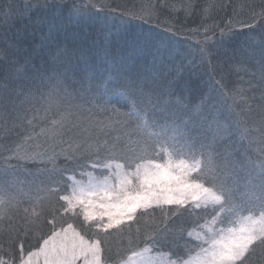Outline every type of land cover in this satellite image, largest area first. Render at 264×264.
<instances>
[{
  "label": "snow or ice",
  "instance_id": "snow-or-ice-1",
  "mask_svg": "<svg viewBox=\"0 0 264 264\" xmlns=\"http://www.w3.org/2000/svg\"><path fill=\"white\" fill-rule=\"evenodd\" d=\"M194 7L159 0L101 15L94 0H0V139L9 142L0 148V221L22 203L26 183L35 193L23 223L9 226L16 251L0 264H105L112 230L131 232L138 213L156 210L153 244L120 264H264V8L241 40L229 27L192 47L160 17ZM205 66L193 102L184 73ZM244 141L257 145L259 163ZM60 155L85 169L57 195L62 214L82 217L94 234L86 239L72 223L57 230L53 218L25 251L21 234H38L43 202L60 189L25 181L18 168L54 172ZM198 210L183 254L154 252L172 218Z\"/></svg>",
  "mask_w": 264,
  "mask_h": 264
},
{
  "label": "trees",
  "instance_id": "trees-1",
  "mask_svg": "<svg viewBox=\"0 0 264 264\" xmlns=\"http://www.w3.org/2000/svg\"><path fill=\"white\" fill-rule=\"evenodd\" d=\"M18 3L19 0H16ZM94 2L105 9L106 14L108 8H115L119 10L126 9H139L142 5H146L152 2H159V0H94ZM169 4H187L192 3L195 5L192 14L186 16L183 10L176 13H169L162 11L160 17V23L163 25L165 19L171 20L178 30V36L181 41L190 42L192 47H196V42H203L205 36L212 37L215 40L220 38V29L227 30L229 27L233 28V31L238 33L236 40L239 41L243 38V33L248 30L243 28L244 23H249L252 20L253 12L258 13L261 8H264V0H167ZM243 6V7H242ZM208 9L207 15L204 13V9ZM231 22V23H229ZM23 23L18 21V26ZM207 27L209 31L204 32V28ZM185 78H189L193 81V87L191 91V100L195 102L199 94L205 90L203 82L209 78V70L207 67H196L191 71L186 70L184 73ZM199 86V87H198ZM239 146V137L234 138ZM244 145L247 148V155L251 157L253 161L259 163L260 154L257 151V145L248 146V142L244 141ZM7 139H0V148L8 146ZM59 152V148L56 149ZM82 159L79 164H83ZM79 164L69 162L65 160L63 155H60L56 159L54 172L42 171L45 168L51 169L53 165H42L39 163H25L19 166L18 171L21 179L25 181H36L37 183L43 182L46 186L50 185L60 189L59 193L49 194L48 199L43 202V217L41 221V227L38 230L37 235L29 233L27 237L21 234L25 251L30 247L35 249L40 243L39 237L46 238L51 231V225L46 221L55 218L57 230L60 226H67V223H72L74 228L79 231L85 238H91L94 234V230L90 226L83 222L82 217H74L70 213L62 214L63 201L57 199V195L65 194L66 188L70 181L67 177L77 174L85 169L79 167ZM90 170V169H89ZM35 193L29 191L28 184H25L23 192H18L17 196L22 201L17 207H9L7 209V215L0 221V245H3V252L0 254H6L9 250L15 252V246L10 249L8 240V230L10 225L19 226L23 223L22 209L29 207L32 204L30 198ZM196 215H204L202 212L196 214L185 213L181 217H174L169 221V227L171 232L169 237L165 241H158L154 246V252L159 251L163 253L173 252L183 254L184 246L188 243L185 237V232L190 230L194 224ZM139 222L131 223V232L125 230L124 232H117L112 230V234L108 235L103 243L104 248V260L105 264H120L121 260L130 253L132 249H139L146 245H152L153 241L148 239V235L154 231L155 225L159 223L161 215L159 210H156L155 216L140 217L137 214ZM202 222V221H201ZM139 229V233H137ZM129 236L132 237V242H128Z\"/></svg>",
  "mask_w": 264,
  "mask_h": 264
},
{
  "label": "rangeland",
  "instance_id": "rangeland-1",
  "mask_svg": "<svg viewBox=\"0 0 264 264\" xmlns=\"http://www.w3.org/2000/svg\"><path fill=\"white\" fill-rule=\"evenodd\" d=\"M77 179H80V176Z\"/></svg>",
  "mask_w": 264,
  "mask_h": 264
}]
</instances>
